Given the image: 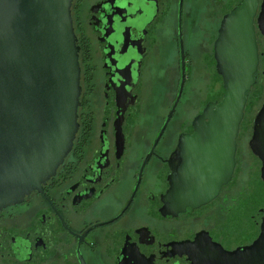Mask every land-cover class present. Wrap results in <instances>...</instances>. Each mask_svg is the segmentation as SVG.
<instances>
[{
	"label": "flooded vegetation",
	"instance_id": "flooded-vegetation-1",
	"mask_svg": "<svg viewBox=\"0 0 264 264\" xmlns=\"http://www.w3.org/2000/svg\"><path fill=\"white\" fill-rule=\"evenodd\" d=\"M71 19L78 130L42 189L0 208V264H221L252 244L264 217L263 162L250 147L264 0H72ZM224 32H247L255 49L234 167L207 201L174 213L165 195L180 137L225 93Z\"/></svg>",
	"mask_w": 264,
	"mask_h": 264
},
{
	"label": "water",
	"instance_id": "water-1",
	"mask_svg": "<svg viewBox=\"0 0 264 264\" xmlns=\"http://www.w3.org/2000/svg\"><path fill=\"white\" fill-rule=\"evenodd\" d=\"M71 3L0 0V208L42 189L73 146L81 87ZM238 15L241 11L234 10L224 21ZM251 41L247 32H224L216 43L225 93L195 118L192 134L180 137L165 195L173 203L168 211L207 201L232 172L235 139L254 81ZM250 147L263 162L264 180V103ZM223 254L221 264H264V217L252 244Z\"/></svg>",
	"mask_w": 264,
	"mask_h": 264
}]
</instances>
